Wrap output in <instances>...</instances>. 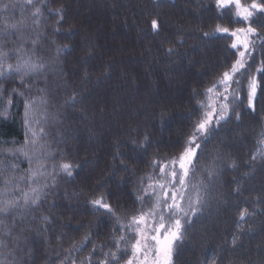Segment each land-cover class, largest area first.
<instances>
[{"label":"trees","instance_id":"trees-1","mask_svg":"<svg viewBox=\"0 0 264 264\" xmlns=\"http://www.w3.org/2000/svg\"><path fill=\"white\" fill-rule=\"evenodd\" d=\"M3 2L16 6L0 12V30L5 19L24 23L0 33V51L7 54L0 57V204L19 202L0 213V264H99L111 262L104 255L110 251L122 263L133 242L122 230L147 208L145 198V206L137 200L157 169L153 160L167 162L183 150L207 89L238 59L234 38L217 33L216 25L237 29L248 22L219 9L216 0ZM260 24L264 12L253 17L255 47L234 78L240 83L231 84L225 120L200 141L187 195L203 180L207 204L190 214V224L182 218L172 264H264ZM25 60L43 67L27 74L8 70ZM253 75L259 86L249 104ZM63 162L74 165L71 176L60 169ZM209 167L216 170L211 179ZM101 196L112 213L90 203ZM244 208L249 214L241 221Z\"/></svg>","mask_w":264,"mask_h":264},{"label":"snow or ice","instance_id":"snow-or-ice-1","mask_svg":"<svg viewBox=\"0 0 264 264\" xmlns=\"http://www.w3.org/2000/svg\"><path fill=\"white\" fill-rule=\"evenodd\" d=\"M27 5H33V0H24ZM14 3H4L0 0V12L6 11L10 7H15ZM216 6L222 11L227 9L231 10L232 6L235 7V15L237 18L248 22L246 28L230 29L221 25H216L215 31L217 33L228 34L233 38H239L241 34L244 35V39L239 43L233 42L231 47L233 49H243L239 51V58L235 60L231 66L223 71L219 78V84L223 86V93H218L217 98L221 96L224 101L228 100L229 89L232 83L239 84L240 81L235 80V76L241 73L242 69L246 70L247 57L251 56L254 50V43L248 39L249 36L258 35L256 27L252 26L253 17L255 12H264V4H257L255 0L249 6H244L241 0H216ZM40 9L36 8L32 13L33 16H38ZM24 21L21 19L19 22H8L7 19L4 21V28L0 30V33L6 32L8 29L18 30L22 27ZM153 30H158V21L153 19L151 22ZM259 27L264 28V24H260ZM207 35V34H206ZM171 51V49H169ZM7 55L0 51V57ZM43 65L25 60L22 63H17L15 66L12 64L8 65L10 72L27 74L32 71H36ZM257 72H264V67L257 68ZM0 71V75H2ZM256 77L250 76L248 78V99L251 104L252 98L256 93L258 87ZM214 84L211 88L207 89V92L212 93L216 89ZM234 94V93H233ZM235 98V97H234ZM73 102L75 96L72 97ZM27 106V105H26ZM203 106V105H202ZM229 109L228 103H221L219 108L214 105L208 106L202 118L199 119L192 128L186 146L176 156L171 157L167 162H158L153 160V167L159 169V179H156L154 183L148 185V189L151 191H145L147 196H155V202L147 209H141L138 215L131 217L129 227L132 225L135 227L132 230L136 233L135 242L132 243V253L125 260V264H136L139 259L140 264H148V255L153 254L155 259L153 264H170L171 255L173 252V246L176 242L180 241L183 237L184 226L181 223V218H189L202 212L203 208L207 204L206 196L208 195V187L203 180L192 185L193 195H187L189 192L188 177L194 175V158L196 157L197 150L201 148L200 139H206L210 127L213 123L219 124L220 121L225 120ZM255 159V157H253ZM234 166V165H233ZM60 169L67 175H72L73 164L69 162H63L59 165ZM207 176L211 179L216 175L214 167L206 168ZM149 179H152L149 177ZM8 182L7 180L5 181ZM33 193H37V189L31 190ZM239 192V188L235 189ZM38 194L31 198V202L35 204L38 200ZM138 199L143 200V197ZM29 202V196L25 193L24 203L27 205ZM186 202V207L185 203ZM95 208H104L109 213L113 212L111 205L104 201L103 196L95 198L90 201ZM19 205L18 201H4L0 204V213L7 214ZM247 208H244L239 213V219L243 221L248 215ZM45 219H47L45 217ZM186 223H191V219H186ZM89 240V236L86 235L81 242V247L84 246V242ZM124 237L121 236L119 241H123ZM235 244V238L233 239ZM75 246V242H74ZM95 251V249L93 250ZM122 252L125 250H121ZM105 257H111V262L120 264L121 257L117 255V252H109L104 254ZM109 259L105 258L99 261V264H111Z\"/></svg>","mask_w":264,"mask_h":264},{"label":"rangeland","instance_id":"rangeland-1","mask_svg":"<svg viewBox=\"0 0 264 264\" xmlns=\"http://www.w3.org/2000/svg\"><path fill=\"white\" fill-rule=\"evenodd\" d=\"M242 3V2H241ZM242 5H244V4H242ZM251 5V4H250ZM244 6H249V5H244ZM231 10L235 13V7L234 6H232V8H231ZM256 13H258V11H256L255 12V14ZM236 16V15H235ZM239 19V18H238ZM239 20H241V21H243L242 19H239ZM245 22V21H244ZM247 23V22H246ZM245 37H244V35L243 34H241L240 36H239V38L237 39V38H234L233 40H234V42H237V43H239L241 40H243ZM248 39L250 40V41H252L251 40V36H249L248 37ZM240 50H243V49H240V48H238V51H240ZM238 58H239V54H238ZM246 90H247V97H248V92H249V89H248V84H247V86H246ZM218 93H223V86L222 85H220L219 83L217 84V87H216V89H214V91L212 92V93H209V92H207V94H206V97H205V99H204V102H203V113H202V116H203V114L206 112V111H208V106L209 105H214L215 107H217V108H219V105L221 104V103H228V105H229V102L232 100V98H233V96H234V91L231 89V86H230V89H229V94H228V100L227 101H224L223 100V98H222V96L218 99L217 98V94ZM237 96V95H236ZM235 96V97H236ZM255 96V95H254ZM253 99H254V97L252 98V101H253ZM252 101H251V104H252ZM248 102H249V99H248ZM250 104V103H249ZM227 114H228V112H227ZM202 116H201V118H202ZM227 116V115H226ZM200 118V119H201ZM223 121V120H222ZM222 121H220V122H222ZM214 125H216L215 123H213L212 124V126L210 127V129L214 126ZM209 129V130H210ZM203 139V138H202ZM202 139H200L198 142L200 143V141L202 140ZM195 159V158H194ZM158 173H159V169L157 168V169H155L154 171H153V174H152V179H149L148 180V182H147V184H145V186L141 189V194L142 195H144V196H141V197H143V199L145 198L146 199V201H147V208L145 209V210H147L154 202H155V196L154 195H152V196H147V195H145V191L147 190V191H151V190H149L148 189V185L150 184V183H154L155 182V180L156 179H159V175H158ZM188 179H189V177H188ZM187 183H188V180H187ZM145 199L144 200H137V201H140L139 203H140V205L141 204H143L142 202H144L145 201ZM182 203H184V202H182ZM150 205V206H149ZM143 206H145L144 204H143ZM183 218V217H182ZM182 218H181V220H182ZM130 222H131V220H130ZM130 222H126L125 223V226H124V229L122 230V232H124L125 230L129 233V234H133V236H132V243H134L135 242V238H136V233L132 230V228H134L135 226L134 225H132L131 226V228L129 227V225H130ZM132 243H131V245H132ZM178 242H176L175 244H174V246H173V252H172V255H171V259H170V264H172V259H173V253H174V248H175V246H176V244H177ZM131 245H130V247H129V256H131V253H132V249H131ZM128 256V257H129ZM154 259H155V257H154V255L153 254H149L148 255V264H153V261H154ZM120 264H125V261L124 262H122V263H120ZM136 264H140V260L138 259L137 261H136Z\"/></svg>","mask_w":264,"mask_h":264}]
</instances>
